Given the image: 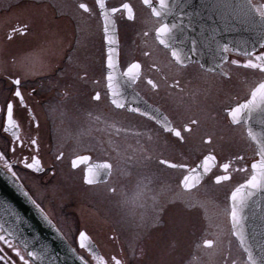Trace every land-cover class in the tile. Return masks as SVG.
<instances>
[{
    "label": "flooded vegetation",
    "instance_id": "flooded-vegetation-1",
    "mask_svg": "<svg viewBox=\"0 0 264 264\" xmlns=\"http://www.w3.org/2000/svg\"><path fill=\"white\" fill-rule=\"evenodd\" d=\"M165 3L168 7L161 9L177 16V30L195 33L197 54L202 57L178 63L170 48L159 43L156 29L166 23L152 13L159 0H152V7L143 0H0V153L17 173L13 179L68 242L81 231L89 236L101 264H114L113 257L123 264H200L201 183L216 169L214 178L231 177L238 170L234 161L250 165L256 157L245 124L232 123L229 112L264 79L258 69L240 66L249 59L257 62L255 56L264 54V38L240 51L225 43L230 50L224 52L225 44L220 43L222 33L232 29V12L246 14L247 4L243 13L233 0ZM124 4L131 7L134 19L128 18ZM217 4L230 7H213ZM251 4L262 6L264 0ZM251 12L259 17L252 8ZM207 33L213 34L212 40L201 39ZM113 37L110 54L107 41ZM245 51L254 55L246 56ZM134 63L140 69L131 82L123 73ZM17 79L19 85L13 83ZM149 79L156 89L147 83ZM17 90L23 103L15 96ZM96 93L99 101L93 98ZM113 99L125 107L117 108ZM9 103L15 127L8 122ZM134 107L153 113L160 122L131 112ZM165 117L170 127L181 130L183 140L165 130ZM193 119L196 125L190 123ZM185 125L191 131H183ZM33 139L36 145L31 144ZM208 155L216 157L215 167L191 191L180 186L186 169L159 163L165 159L192 168ZM33 157L40 161V171L24 167V161L31 163ZM224 163L230 164L228 173ZM104 164L112 165L111 175ZM0 167L7 173L3 161ZM96 172L98 182L87 184L84 177ZM72 194H80L76 202L82 217L77 226L64 221L71 213ZM108 210L125 213L128 221L122 226L118 220L113 223ZM94 223L102 224L100 232ZM0 235L13 244L0 241V264H23L17 251L34 264L21 246L1 230ZM206 240H213L202 242L210 249ZM73 247L94 264L84 250ZM228 255L222 264L235 261Z\"/></svg>",
    "mask_w": 264,
    "mask_h": 264
},
{
    "label": "water",
    "instance_id": "water-1",
    "mask_svg": "<svg viewBox=\"0 0 264 264\" xmlns=\"http://www.w3.org/2000/svg\"><path fill=\"white\" fill-rule=\"evenodd\" d=\"M233 2H238L241 5L243 13L247 4V13L240 15L239 12H232V30L222 34L223 38L220 43H228L236 51H240L245 46L261 43L264 38V24L261 23L259 17L251 12L246 0H233ZM156 9L160 12L159 17L166 24L170 27L176 25L175 28H172L170 35L165 37L169 47H171V52L173 49L179 51L181 60L184 61L202 57L197 54L196 47L193 51L195 33L178 31L177 16L165 15L160 6ZM208 36L212 40L213 36L211 34H208ZM246 36L248 37L246 41L248 43L243 45ZM111 41L112 43L108 47L110 54V49L115 45L114 37L111 38ZM242 122L247 128V134L248 130L251 129L258 139H264V135H262L264 134V114L259 110L253 111L251 119L245 115ZM249 138L258 152L257 142L252 140L251 137ZM259 159L258 156V159L253 163H258ZM203 162L204 160L200 161L194 168L204 177L206 174L203 173V168L199 167ZM208 163L212 167L215 162L209 161ZM23 191L11 176L0 168V229H2V233L21 246L26 253L30 251L36 253L35 259L27 255L34 264H82L80 256L65 241L51 222L49 223V220L44 218L45 216L31 203L29 198L23 195ZM231 194L229 197L230 213L232 208ZM240 198L245 201V207L241 213V223L235 229L232 226L231 215L229 214L232 235L244 252L246 260H248V256L244 251V245H241L239 237L234 235V232L243 234L245 245L250 247L253 256L259 260L261 255L264 254L262 253V249H264V190H256L254 195L249 196L248 190L242 189ZM79 235L77 236V243L80 248ZM85 243L88 247L83 250L90 255L95 264H101L99 263L101 257L95 245L89 238Z\"/></svg>",
    "mask_w": 264,
    "mask_h": 264
},
{
    "label": "snow or ice",
    "instance_id": "snow-or-ice-1",
    "mask_svg": "<svg viewBox=\"0 0 264 264\" xmlns=\"http://www.w3.org/2000/svg\"><path fill=\"white\" fill-rule=\"evenodd\" d=\"M143 2L145 5L152 7V0H143ZM248 4L251 6V8L253 10H255L257 12L261 21L264 22V5H262V6L252 5L251 0H248ZM159 6L162 9L168 7V5L165 3V0H159ZM79 7L84 9L85 12L88 11V9L85 7L84 4H80ZM103 7H104V5L101 4L102 9H103ZM213 7H218V8L219 7H230V5L217 4V5H213ZM123 8L128 11V13H129L128 18L130 20L134 19L133 15H132L131 7L128 4H124ZM112 11L116 12L117 9L113 8ZM152 13H153V15H155L157 17L160 16V12L157 11V9L155 7H152ZM104 16H105V29L104 30H105V34H107V31H108L107 13H104ZM175 27H176V25H172L170 27L168 24L164 23V24H161L156 29V37L159 40V43L161 45H163L165 48L169 47V44L167 43L165 37H168L171 33L172 28H175ZM108 43L111 44L112 41L109 40ZM261 48H264V44H261ZM222 50L224 52H228L230 49H229V46L227 44H225V45H223ZM193 51H195V42H193ZM171 55L173 58H175V60L178 63L182 62L181 55H180L179 51L173 49L171 52ZM244 55L251 57L254 55V53L245 51ZM255 61H257V62H254L252 59H249L247 62L243 63L240 66H242L244 68H249V69H258L261 73H264V54L255 56ZM232 63L237 64L238 62L233 60ZM113 67H114V65L112 63L111 56H109L108 68L112 69ZM139 69H140V65L138 63H134L123 74L125 76L129 77L131 82H134L138 78V75H139L138 70ZM112 79H113L112 75L109 74V76H108L109 82H111ZM13 83L16 85H19L20 80L17 79L15 81H13ZM147 83L153 89L157 88V84L154 83L153 80L149 79L147 81ZM109 87H111V84H109ZM113 95H116V93H113ZM15 96L21 97V92L19 90H17L15 92ZM250 96H251L250 99H247L244 103H237V106L230 110L229 115L232 118V123L240 124L242 122V118L245 115H247L248 118L251 119L252 113L255 110H259L262 114H264V82H261L258 84V86L254 87L253 90H251V92H250ZM93 98L95 100L99 101L101 99V96L99 93H96ZM21 103H23L22 97H21ZM112 103L115 104V106L117 108H124L125 107L124 103H120L116 99H113ZM129 110L133 113H139V115H141V116H147L149 119H156L158 123L160 122L158 120V118L153 113H150L147 110H141L139 107L130 108ZM156 111L158 112L159 110L157 109ZM7 115H8L9 125L12 127H15V125L12 122L13 105L11 103H9L7 105ZM169 123L170 122L165 117V119H164L165 130L168 131L169 133H173L176 137H179L181 140H183L184 137L181 135V130L170 127ZM190 123L192 125H196L198 123V121L193 119L190 121ZM182 130L183 131H191V128H189L187 125H185V126H183ZM5 131H8V129H5ZM262 135H264V134H262ZM248 136L251 137L252 140L257 142V144L259 146V150L257 152V155L259 156L260 159H259L258 163H253L251 165V168L253 170V172L251 174V178L248 179L246 181V183L241 184L239 187H237L235 189V191H233L231 194L232 208H231L230 215H231L232 226L234 229L241 223V219H242L241 213L245 207V201L240 198L241 190L247 189L249 196L254 195L256 190H264V139H258L256 137V135H254V133L252 132L251 129L248 130ZM210 142L211 141H206V143H210ZM31 144L36 145L37 141L35 139H33L31 141ZM215 159H216V157L213 155H208L204 158V162L199 166V167L203 168L204 174H207L208 172L211 171V167L209 166L208 162L214 161ZM237 159L243 160L244 157L243 156H237ZM0 161H3V168L7 170V173L10 174L12 178H17V173L15 171H13L12 164H10L7 161V159L5 158V156L2 153H0ZM159 163L162 165H167V167H169V168H179V169H186L187 170V175H185L183 177L182 181L180 182V186L185 191H191V190L195 189L198 186L200 180L203 178V175L198 173L196 168L188 167L184 163H171L165 159H161L159 161ZM24 167L28 168V169H34L35 171H40V161L37 160L35 157H33L31 163L24 161ZM102 167L108 169L109 170L108 174L111 175V169H112L111 164H104ZM222 168H223L224 173H228L229 168H230V164L224 163L222 165ZM238 171L244 172V171H247V169L241 167L240 169H238ZM98 175H99V172L93 173L90 176L84 177V180L87 184L92 185V184L98 182L96 180V177ZM230 178L231 177L227 174L216 175L215 176V183L220 184L221 182L227 181ZM21 190L23 191L22 186H21ZM111 191L113 193H115L116 189L112 188ZM23 195L25 197H28L29 200L31 201V203L41 212V214H43V209L40 208V205L37 204L35 200H32V198L29 196V193L27 191H23ZM161 211H163V209H161ZM44 218L47 220L46 216ZM49 223H50V221H49ZM0 230H2V229H0ZM233 234L237 235L240 239L241 245H244V251L247 253V256H248L247 264H264V254H262L261 257L259 258V260H257V258H255L253 256V254L250 250V247L245 245V240H244L243 234L239 233V232H234ZM9 235H11V233H9ZM87 239H88V237L85 235V233L81 232L79 235V241H80L79 246L81 249L88 247V245L85 243V241ZM0 241H4L5 243L8 244L9 247H13L12 242L10 240H5V237L3 235H0ZM204 243H205L206 247H212L213 246V242L211 240H206ZM262 253H264V249H262ZM16 255L19 256V259L23 262V264H29V261L27 259H25V257L23 255H21L19 251H17ZM27 255L29 257H32L33 259L36 258V253H34V252L30 251L27 253ZM80 259H81L82 264H87V262L84 260L83 257H80ZM113 260H114V264H123L122 260H120V259H115V257H113ZM232 264H236V262L233 261Z\"/></svg>",
    "mask_w": 264,
    "mask_h": 264
},
{
    "label": "rangeland",
    "instance_id": "rangeland-1",
    "mask_svg": "<svg viewBox=\"0 0 264 264\" xmlns=\"http://www.w3.org/2000/svg\"><path fill=\"white\" fill-rule=\"evenodd\" d=\"M247 84L249 90L251 87L250 84H252L250 79L247 81ZM254 160L255 158H253V161ZM233 164L237 165L238 169H240L242 166H246L247 171L241 172L237 170L228 181L222 182L216 186V184L213 183L214 175L219 173V170L216 169V171L206 180H204L200 186V243L198 255L200 258V264H222L221 260L224 258L223 256L225 254H229L228 256H231V258L235 260L236 264H245L242 261L244 257L231 235V230L228 223V196L230 193L229 190L245 180V178L249 175V164L247 165V162L244 161H234ZM59 195L62 196L63 194ZM71 199L73 200L72 208L70 209L71 213L66 216L64 221L68 224L77 226L80 224L82 217L80 205L78 202H76L80 199V194H72ZM108 215L110 218H113V223H115L114 221L118 220L121 226L127 219V215L125 213L117 214V212L114 210H108ZM96 223L94 224L98 228V233L100 232L99 227L102 224H100L98 227ZM209 226L212 227L210 231ZM125 227L128 228V225H125ZM106 232H110V230L107 229ZM123 232L125 236H128L125 229ZM206 238H211L214 242L210 249H205L202 246V242ZM69 240L70 244L76 246V236L75 238L70 236ZM130 242L131 241H129V243ZM125 243H128V240ZM126 250V254L128 255V248ZM193 264H197V262L194 261Z\"/></svg>",
    "mask_w": 264,
    "mask_h": 264
},
{
    "label": "bare ground",
    "instance_id": "bare-ground-1",
    "mask_svg": "<svg viewBox=\"0 0 264 264\" xmlns=\"http://www.w3.org/2000/svg\"><path fill=\"white\" fill-rule=\"evenodd\" d=\"M211 164H212V162H210ZM215 164H216V162H215ZM9 175V174H8ZM11 176V175H10ZM215 180V179H214ZM10 239V238H9Z\"/></svg>",
    "mask_w": 264,
    "mask_h": 264
}]
</instances>
